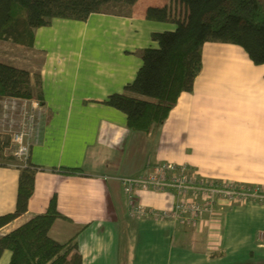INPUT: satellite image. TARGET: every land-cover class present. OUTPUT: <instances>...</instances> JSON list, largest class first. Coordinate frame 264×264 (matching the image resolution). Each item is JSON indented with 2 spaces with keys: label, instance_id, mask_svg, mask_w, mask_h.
Returning <instances> with one entry per match:
<instances>
[{
  "label": "crops",
  "instance_id": "crops-1",
  "mask_svg": "<svg viewBox=\"0 0 264 264\" xmlns=\"http://www.w3.org/2000/svg\"><path fill=\"white\" fill-rule=\"evenodd\" d=\"M169 4L138 0L130 16L54 18L34 30L32 48L0 40V62L29 71L33 84L39 76L47 110L31 149L38 170L28 210L0 236L45 212L55 196L67 219H57L49 235L59 242L77 235L83 264H264V202L222 203L212 221L197 227L129 215L120 178L145 175L161 161L264 187V64H254L242 47L206 42L191 90L149 135L129 129L127 115L103 103L136 78L143 63L137 51L158 47L152 33L175 29L146 18L149 6ZM13 163L0 162V215L16 209L21 170ZM138 197L156 208L174 201L167 192ZM10 258L5 250L0 264Z\"/></svg>",
  "mask_w": 264,
  "mask_h": 264
},
{
  "label": "trees",
  "instance_id": "trees-1",
  "mask_svg": "<svg viewBox=\"0 0 264 264\" xmlns=\"http://www.w3.org/2000/svg\"><path fill=\"white\" fill-rule=\"evenodd\" d=\"M138 0H0V40L32 48L34 30L48 26L54 18L84 21L92 13L130 16ZM163 7L149 6L148 20L170 22L174 30L152 33L158 47L137 51L142 66L124 92L103 101L127 115L131 130L149 135L159 129L176 105L179 96L192 88L202 68V47L206 42H222L242 47L251 61L264 64L263 0H169ZM0 97L43 100L41 81L31 73L0 62ZM0 135V162L9 141ZM16 209L0 215V230L28 210L38 167L30 162L20 168ZM75 174L80 169L66 168ZM65 218L54 196L43 213L34 215L14 230L0 236V259L11 252L8 264H83L77 235L59 242L49 235L54 222Z\"/></svg>",
  "mask_w": 264,
  "mask_h": 264
},
{
  "label": "built area",
  "instance_id": "built-area-1",
  "mask_svg": "<svg viewBox=\"0 0 264 264\" xmlns=\"http://www.w3.org/2000/svg\"><path fill=\"white\" fill-rule=\"evenodd\" d=\"M46 114L45 105L36 97L0 98V135L10 134L4 150H10L14 166L24 168L30 162L31 149L37 143ZM120 182L131 217L173 221L185 227L212 221L222 203L264 202L263 186L208 179L188 165L168 161L157 162L145 175L122 177ZM140 191L171 193L174 201L166 208L147 206L138 197Z\"/></svg>",
  "mask_w": 264,
  "mask_h": 264
},
{
  "label": "rangeland",
  "instance_id": "rangeland-1",
  "mask_svg": "<svg viewBox=\"0 0 264 264\" xmlns=\"http://www.w3.org/2000/svg\"><path fill=\"white\" fill-rule=\"evenodd\" d=\"M264 1V0H263ZM6 47V46H5ZM6 49V48H5ZM6 51H8V49H6ZM5 138V140H10V134H8V133H5V135H3ZM9 144V143H8ZM5 151V154H4V156H5V158H11L12 156H11V152H10V150H4ZM4 153V152H3Z\"/></svg>",
  "mask_w": 264,
  "mask_h": 264
}]
</instances>
